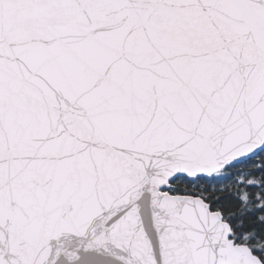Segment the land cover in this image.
Listing matches in <instances>:
<instances>
[{"label": "snow or ice", "instance_id": "1", "mask_svg": "<svg viewBox=\"0 0 264 264\" xmlns=\"http://www.w3.org/2000/svg\"><path fill=\"white\" fill-rule=\"evenodd\" d=\"M0 264H264V0H0Z\"/></svg>", "mask_w": 264, "mask_h": 264}]
</instances>
